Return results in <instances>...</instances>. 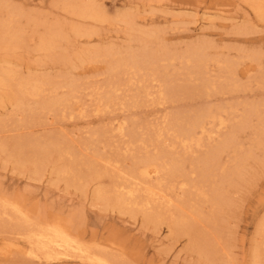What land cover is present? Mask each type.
<instances>
[{"label":"rangeland","instance_id":"obj_1","mask_svg":"<svg viewBox=\"0 0 264 264\" xmlns=\"http://www.w3.org/2000/svg\"><path fill=\"white\" fill-rule=\"evenodd\" d=\"M0 1L3 5L0 19L6 20L9 12L15 10L34 21L27 24L26 17L21 19L25 39L10 58L20 76L48 77L57 83L76 81L79 86L72 116L45 113V118L34 123H28L27 112L16 107L15 95L0 94V123H4L0 146L6 148H0V199L19 203L34 219H61L87 245L115 257L114 264H253L254 254L264 243L256 230L264 218V136L260 137L256 131L260 128L256 117L251 119L250 127L248 123L246 128H239L251 105L258 106L264 114V20L245 0H81L82 5L92 4L104 12L107 21L68 13L62 0ZM124 16L132 19L131 26L120 22ZM200 19H210L212 24L200 30L197 27ZM50 27L69 39L52 56L37 49L39 38ZM73 27L92 34L79 37L72 32ZM151 32L157 37L145 46L142 36ZM198 47L205 48L208 61V73L203 77L189 69L182 59ZM162 50L169 59L160 63L157 76L153 70L111 75L110 59L100 58L86 65L76 59L82 53L96 51H111L120 57L131 52ZM60 55L67 59L61 60ZM4 56L7 55L0 50V60ZM113 79H120L122 86L114 93L108 108L95 111L98 98L110 91ZM204 82L210 85L202 90ZM170 86L188 87L191 92L160 99V92L165 93ZM70 92L67 87L60 88L58 97ZM145 92H150V96ZM48 97L45 93L43 99L27 98V107L35 108ZM210 108L221 109V118L226 121L213 144L232 137L234 145L222 153L221 165L212 168L217 180L201 186L205 195L213 188L224 193L219 220L214 226L198 221L192 239H211L217 250L216 259L202 255L188 236L175 233L157 220H146L139 208L118 209L94 199L98 190L112 189L116 181H122L135 158L146 153L155 155L162 146L174 156H183L185 168L191 173L196 159L209 153L208 135H203L201 147L193 145L185 150L179 144L173 145V136L163 130L169 122L183 125L181 117L185 114ZM123 122L126 127L124 135H120L118 127ZM216 124L209 125L208 131H215ZM159 133L162 136L157 139ZM53 139L73 145L79 157L66 159L78 170L86 171L84 162L98 157L111 163L93 162L100 174L88 176L80 186H73L58 179L55 170L62 162L57 154L50 158L56 165L49 164L41 176L34 175L29 165L21 169L10 156L9 150L17 141ZM87 143L91 145L89 149L85 147ZM222 171L237 175L226 181ZM191 180L200 182L199 173L193 172ZM186 194L202 197L192 187L187 188ZM170 197L175 200L168 209L184 198L176 199V193ZM204 202L200 198L196 205L202 215L216 213L217 208ZM14 222L9 216L0 217L3 250L16 239ZM0 264L34 263L14 253L1 257ZM54 264L82 263L71 260Z\"/></svg>","mask_w":264,"mask_h":264},{"label":"bare ground","instance_id":"obj_2","mask_svg":"<svg viewBox=\"0 0 264 264\" xmlns=\"http://www.w3.org/2000/svg\"><path fill=\"white\" fill-rule=\"evenodd\" d=\"M57 1L61 2V0ZM245 2L264 20V0H245ZM1 5L0 1V7ZM62 6L65 11L80 18L98 21L108 20L104 12L96 10L92 4L82 5L81 0H62ZM24 17L26 16L21 12L12 10L6 20L0 19V50L7 55L0 60V94L9 93L15 95L16 107L27 112L28 123L41 121L45 113L62 114V116L70 113L69 116H72L74 113L73 103L76 99L75 94L79 91L76 81L65 80L57 83L48 77L23 78L10 59L13 53L22 47L24 42L25 28L21 25V19ZM26 19L27 24L34 23L31 17H26ZM120 22L128 26L133 23L132 19L127 16L122 17ZM197 23V27L200 30H204L207 24H212L210 19H200ZM72 32L79 37H82L81 34H92L91 31L82 32L77 27H73ZM156 37L157 34L155 32L144 33L141 41L145 46H148ZM63 41L69 42L68 37L62 34L60 30L50 27L47 34L39 38L37 49L52 56L58 51L57 49L61 48ZM100 58L110 59L111 75H126L130 70L139 72L153 70L154 76H157L156 72L160 68V63L169 59L165 50L131 52L120 57L111 51L102 53L96 51L94 53H82L76 59L81 65H86ZM60 59L66 60L67 57L60 55ZM182 59L194 73L202 77L208 73V61L204 47L189 51ZM73 63L76 65V61ZM117 80H111V84H109L110 91L98 98L95 111L101 112L103 110H100V108H108L111 105L114 93L122 86L121 80ZM154 80L155 78L151 81ZM209 85V82H204L202 90L209 88ZM63 87H67L71 92L68 96L58 97V90ZM195 90H192V93ZM188 92H191L188 87L170 86L165 93L163 91L160 92V99L164 100L167 95L175 98L178 93L185 94ZM45 93L46 97L47 93L49 97L42 101L41 104L35 108L27 107V98L43 99ZM145 95L150 96V92H145ZM77 109H80V106ZM79 114L83 115L81 111ZM253 117H256L260 124V128H257L256 131L260 132V137L264 136V114L261 113L258 106L251 105L249 107L240 122L239 129L246 128L248 123L250 127ZM181 119L184 122L183 125L177 126L178 124L176 125L175 122H169L163 130L167 134L171 133L173 145L179 144L185 150H188L193 145L201 147L204 143V134H207L208 141H211L208 145L210 148L208 155L196 159L197 161L193 163V171L191 173L185 168L186 160L183 156H174L162 146L155 155L146 153L141 157L135 158L134 164L126 171L122 181H116L112 189L98 190L94 199L113 208L126 209L128 206L139 208L144 213L146 220H157L160 224L167 225L175 233L188 236L199 246L202 255L216 259L217 250L212 240L206 237L198 238V240L194 237L193 240L192 235L198 221L204 220L208 225L214 226L219 220V210L225 201L224 193L218 188H213L205 195L201 186L217 180V175L216 173L213 174L212 168H218L221 165L222 153L234 145V140L231 137L228 140L213 144V142H216L215 135L226 127V121L221 118V109L198 110L192 114H185ZM215 124L217 131H208V126ZM3 127L4 123H0V129ZM125 127V122L119 125L120 135H124ZM161 136L162 133H159L157 139L161 138ZM90 146L88 143L85 144L87 149ZM0 148L2 150L6 149L4 145L0 146ZM9 152L11 158L21 169H25L29 165L32 167L31 172L38 176L44 174L49 164L56 165V162L50 161V158L53 156L52 154H57L58 161H61L62 164L61 167L56 168L55 173L58 175L59 180H65L73 186H80L81 181L88 176L100 174L93 162L111 163V160L98 157L96 160L84 162L82 166H85L84 169L86 171L78 170L74 164H70L66 159L67 156L78 159L79 153L77 150L73 145L65 144L57 139L29 142L24 140L17 141L12 145ZM193 172L199 173L200 182H192L191 175ZM222 173L226 181L237 175V172H232L229 175H226L224 171ZM188 187L195 189V192L202 197H187L186 191ZM175 193L178 194V197H175L176 199L182 196L184 198L179 200L172 209H168L167 206H171L175 200L170 196ZM185 197H187V200L183 202ZM200 198L205 199L204 203L217 208L216 213L209 216L202 215L201 211L196 209ZM5 216H9L15 221L16 239L7 243L5 246L7 250H3L0 247V258L15 253L26 260H31L34 264H54L71 260L79 261L82 264H114L117 260L105 250L87 245L79 233H75L67 223L59 218L34 219L19 203L0 199V217ZM194 216H197V219ZM256 230L257 234L264 239V218L258 224ZM258 249L259 251L257 250L256 254H254L253 264H264V243Z\"/></svg>","mask_w":264,"mask_h":264}]
</instances>
